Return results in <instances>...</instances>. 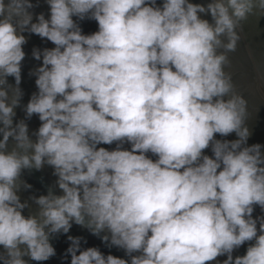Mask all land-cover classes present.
<instances>
[{
	"label": "clouds",
	"instance_id": "1",
	"mask_svg": "<svg viewBox=\"0 0 264 264\" xmlns=\"http://www.w3.org/2000/svg\"><path fill=\"white\" fill-rule=\"evenodd\" d=\"M45 2L33 22L38 2L0 0V264L49 260L73 224L130 262L68 236L71 264H264V145L248 144V101L226 71L264 0ZM24 33L54 47L33 48L37 91L14 123ZM45 165L62 194L30 197L25 216L23 173Z\"/></svg>",
	"mask_w": 264,
	"mask_h": 264
},
{
	"label": "water",
	"instance_id": "2",
	"mask_svg": "<svg viewBox=\"0 0 264 264\" xmlns=\"http://www.w3.org/2000/svg\"><path fill=\"white\" fill-rule=\"evenodd\" d=\"M33 4L38 6L32 9L34 13L33 22H35V16L44 13L45 17L49 16V7L45 0H32ZM193 3L206 4L209 0H191ZM158 4L162 3V0H157ZM202 18L211 19L210 16H204ZM75 19V18H74ZM84 34H91L98 30V25L94 20L85 19L78 21ZM28 38V42L23 46V50L26 53L25 59L22 61L21 68V84L20 88L23 92L20 106L15 109L16 116L14 117V123L21 119H25L24 106L27 104L32 93L36 92L35 76L30 75V72L35 68L39 67L42 61H37L32 56L33 48H51L54 47L51 42L46 39L42 40L39 36L29 33H24ZM241 40L238 44L237 51L229 53L231 60V68L226 71H231L233 75V81L236 85L237 91L241 93L248 101L249 119L247 120V126L251 132V136L248 139V144L259 143L264 145V18L257 22L255 17L249 19L243 26V31L240 32ZM8 82L15 85V80L12 77L8 78ZM26 123L29 128V135L31 136L35 132L40 121L37 116H33L31 119H27ZM2 138V137H0ZM217 139H228L234 140L237 137L235 133L228 137H220L218 134ZM32 139H35L32 136ZM11 143V141H10ZM107 147L110 150L115 145H101ZM128 148L129 145H125ZM264 151V148H262ZM205 154L212 155L211 150H205ZM155 159V157H152ZM27 183L31 184L32 187L29 190H22L19 195L21 202L27 201L29 207L23 212L25 216L33 214L37 211V205L30 199L32 196H40L47 194L49 190L54 191L56 194H62L59 188L56 186L57 177L53 175V169L45 165L42 170L36 171H25L22 177ZM264 215L261 209L257 206L253 212V217ZM107 232L101 233L100 236H95L90 233L87 228L73 224L69 233L58 234L51 238L50 242L55 248L56 255L47 261L36 262L30 260L28 257H24L28 261V264H71V256L66 254V250L70 246L68 236L80 237L81 238V249L88 247H97L105 256L111 254L119 258L129 260L123 249L115 246H108L107 243L103 242L101 236L107 235ZM248 244L241 246L233 252V256H242L246 253ZM2 251V248H0ZM136 253H134L135 255ZM226 259V256L217 258V261L210 262V264H222V261Z\"/></svg>",
	"mask_w": 264,
	"mask_h": 264
}]
</instances>
